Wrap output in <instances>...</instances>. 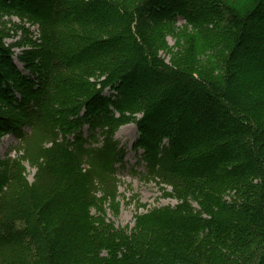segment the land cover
Returning a JSON list of instances; mask_svg holds the SVG:
<instances>
[{"label":"trees","instance_id":"obj_1","mask_svg":"<svg viewBox=\"0 0 264 264\" xmlns=\"http://www.w3.org/2000/svg\"><path fill=\"white\" fill-rule=\"evenodd\" d=\"M7 17L39 27L16 44L28 75ZM263 27L264 0H0V137L18 140L0 159V264H264ZM133 122L143 181L178 204L130 229L107 212Z\"/></svg>","mask_w":264,"mask_h":264},{"label":"rangeland","instance_id":"obj_2","mask_svg":"<svg viewBox=\"0 0 264 264\" xmlns=\"http://www.w3.org/2000/svg\"><path fill=\"white\" fill-rule=\"evenodd\" d=\"M6 22L8 23V27L12 29L10 32V37L5 40V44L7 46L12 47L14 55V61L19 66V68L28 75V72L25 70V66L20 62L18 56L22 53L23 50L28 48L29 46H17L16 44L21 42L23 39L30 41H39V27L38 25L31 26L30 24L22 23L16 17H7ZM13 24H17L19 26L18 30H14ZM182 24V20L179 21V26ZM25 29L28 30L25 33ZM264 29V27H263ZM253 36L249 37V41L253 42ZM166 42L168 43V47L172 49L175 46L176 38L172 36H168L166 38ZM167 50H160L159 55L166 62H171L172 55L167 53ZM173 50V49H172ZM174 51V50H173ZM256 66V65H255ZM258 66V64H257ZM256 69V68H255ZM254 69V70H255ZM257 70V69H256ZM258 72V71H257ZM147 78L149 81L153 82L156 79V76H152L151 74H147ZM142 86V83L139 84ZM146 90V88H144ZM138 91V90H137ZM139 91H143L142 89ZM193 92H196L193 90ZM113 94L111 91H106L105 95ZM135 93L130 95V98L134 99ZM184 105V104H183ZM187 116L191 118L190 110H186ZM140 117V116H139ZM138 118V117H136ZM154 119V118H153ZM155 121L157 120L154 119ZM139 134L137 130V126L135 124H129L121 129L116 134V139L119 140L120 146L125 149L126 157L124 161V167L121 164L117 165L118 169V178L121 180L119 193L121 202L120 214L118 217H115L113 213L108 209L107 212V220H110L116 227H129L130 229L134 227L135 216L137 213H145L149 209L154 207L161 206H172L175 207L178 202L175 199L163 197L164 191L162 190V186L154 182H144L141 178V173L145 171L144 164H138L141 159L142 152L138 153L134 150L133 146L136 140L138 139ZM18 141L12 134H7L3 137H0V159L5 158L6 156L15 157L16 154V145ZM119 146V147H120ZM202 169V168H201ZM136 172V173H135ZM37 169L32 167L29 164H26L25 173H23L24 182L27 181V184L30 186L36 180ZM28 187V186H27ZM165 187V186H164ZM168 191H171V188H167ZM139 196V200L142 204H146V208H141L138 212L136 211V199L133 197L134 195ZM196 206V205H195Z\"/></svg>","mask_w":264,"mask_h":264}]
</instances>
